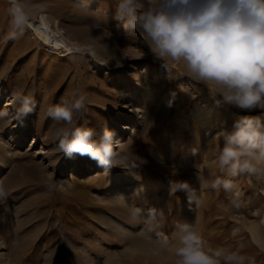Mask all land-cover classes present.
Masks as SVG:
<instances>
[{
    "label": "rangeland",
    "instance_id": "obj_1",
    "mask_svg": "<svg viewBox=\"0 0 264 264\" xmlns=\"http://www.w3.org/2000/svg\"><path fill=\"white\" fill-rule=\"evenodd\" d=\"M33 3L62 17L71 30L105 35L113 43L110 47L116 61L122 63L81 62L86 83L81 90L77 78L71 84L73 68L65 73L49 68L50 58L36 55L35 59L36 43L27 29L22 35H10V5L8 0H0V142L4 146L0 151L9 155L3 164L0 156V184L9 192L7 201L0 204L4 262L97 264L94 259L86 260L73 245L87 244L93 254L105 256L104 248L110 243L115 248H108L112 252L104 264H174L173 251H157L158 242L163 236L171 239L178 222H191L199 216V228L208 245L243 257L242 264H264V176L234 178L233 193L201 190L198 181L201 169L205 176L210 175L209 170L220 174L215 155L224 139L219 133L231 131L242 116H259L264 121V110L218 104L205 85L179 71L169 72L153 58L139 33L126 30L116 18L114 0ZM141 49L145 55L138 58ZM177 68L182 70V66ZM13 91L34 96L35 108L26 117L18 115ZM128 91L132 93L124 96ZM81 94L88 102L81 124L86 119L98 131L108 127L115 131V139L127 141L125 148L138 157L133 175L152 181L160 195L166 183L188 182L196 189L199 211L194 215L179 211L181 202L191 200L188 190L177 188L167 198L171 210L163 212L161 227L151 232L152 237L132 244L125 253L113 254L120 242L112 230L106 231V222L114 215L142 222L111 197L120 190H110V177L118 174L119 167L94 168L96 161L86 155H64L57 149L56 125L47 115V109L62 98ZM10 126L18 128L10 131ZM49 150L60 156L53 173Z\"/></svg>",
    "mask_w": 264,
    "mask_h": 264
},
{
    "label": "clouds",
    "instance_id": "obj_2",
    "mask_svg": "<svg viewBox=\"0 0 264 264\" xmlns=\"http://www.w3.org/2000/svg\"><path fill=\"white\" fill-rule=\"evenodd\" d=\"M8 2L10 35H22L41 7L33 0ZM114 6L123 27L138 32L153 58L169 72L179 71L194 83L205 85L218 104L264 110V0H114ZM144 55L141 49L138 58ZM120 63L117 60L118 66ZM14 100L21 117L35 108L31 94H16ZM87 108V97L81 94L62 98L47 109L56 125L57 149L69 157L86 155L106 170L135 166L138 157L125 148L127 141L115 139L114 130L104 127L98 131L86 119L80 123ZM219 135L224 139L215 155L220 174L209 170L210 175L205 176L201 169V190L233 193L234 178L264 176V121L259 116H242L231 131ZM176 188L188 190L189 199L199 204L196 189L188 182H180ZM8 196L6 186L0 184V204ZM142 212L140 207H131L134 217ZM148 213L145 228L153 232L161 227L163 211L151 208ZM158 243L157 251H173L174 264H242L244 259L208 245L199 228V216L191 222H178L171 239L163 236Z\"/></svg>",
    "mask_w": 264,
    "mask_h": 264
},
{
    "label": "bare ground",
    "instance_id": "obj_3",
    "mask_svg": "<svg viewBox=\"0 0 264 264\" xmlns=\"http://www.w3.org/2000/svg\"><path fill=\"white\" fill-rule=\"evenodd\" d=\"M26 29L32 35V38L36 43V49L34 52L35 59L36 55L38 56V59L46 57L50 58L47 66L49 68L60 69L65 73L73 68L74 74L71 84H74L73 78H77L81 90L86 87L85 79L81 72V62H84L85 65L91 63L107 64L110 66L117 65L115 50H112L111 48L113 43L105 35L98 32L85 34L78 33L76 30H71L65 25L62 17L50 14V12L46 11L44 8H41L37 18L32 22V25ZM120 62L122 63V61ZM1 91L2 89L0 92ZM131 93L132 91H128L127 93H124V96ZM15 95L16 92L13 91V97ZM134 111L137 112V108H135ZM5 117L6 116H2L3 119H5ZM124 127L131 128L128 124H125ZM17 128L18 126L9 127L10 131ZM1 147L4 146L0 142V148ZM48 153V163L52 166L51 172L53 173L60 162V156L53 152V150H49ZM0 156L3 164L8 159L9 155L0 151ZM93 164L94 168L98 167L97 162H93ZM132 171V167H119L118 174L110 177V180H112L110 190H117L120 188L119 191L111 194V197L118 207L125 209L130 213L132 206L143 209L142 216L138 217L142 222L140 224L137 222H131L129 219H124L119 215H114L106 222V231L110 233L112 230L116 235L115 237L117 238V241L120 242L118 243V246L120 247H118L113 254L125 253L131 248L132 244L139 245L144 242L143 240L147 241L149 236H151V232L146 230L144 224V219L149 214L148 210L156 208L163 212L170 211L172 204L169 203L167 198L170 194L173 195L178 191L176 188L178 183L170 182L166 183V187L164 188L162 195H160L161 191L152 181L142 179L140 175H133ZM137 183L138 185L135 188H128ZM149 201L152 204H150ZM199 208L200 205H197L195 201L181 202L179 211L194 215L199 211ZM4 246H6L4 231L0 225V264H7L1 257L5 253L2 251ZM73 246L78 250H82L86 260L94 259L97 264H104L106 262V255L112 252V250H109L108 248H115L114 245L107 243L103 251L105 256H103L98 253L93 254V250L90 247L88 248L87 244H77Z\"/></svg>",
    "mask_w": 264,
    "mask_h": 264
}]
</instances>
